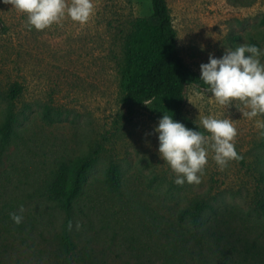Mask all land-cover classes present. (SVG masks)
<instances>
[{"label": "rangeland", "instance_id": "1", "mask_svg": "<svg viewBox=\"0 0 264 264\" xmlns=\"http://www.w3.org/2000/svg\"><path fill=\"white\" fill-rule=\"evenodd\" d=\"M93 2L88 23L66 17L41 31L0 2V123L10 107L18 119L16 139L0 155V264H163L157 226L173 224L197 202L214 208L205 213L207 227L221 223L232 243L243 235L264 245L262 227L245 228L264 197V129L256 127L264 115L249 120L240 102L220 106L208 90L189 86L186 116L205 135L201 118L230 119L240 158L220 170L209 150L201 183L176 185L158 151L159 119L146 108L130 112L122 101L124 39L139 18L157 23L152 0ZM167 3L180 56L200 75L210 54L220 58L252 36L264 39V0ZM14 86L22 91L10 100ZM47 106L64 114L61 122L44 121ZM83 155L97 162L80 202L66 214L48 198L46 181L59 163ZM113 163L121 172L120 194L104 183ZM13 213L23 216L19 225Z\"/></svg>", "mask_w": 264, "mask_h": 264}, {"label": "trees", "instance_id": "2", "mask_svg": "<svg viewBox=\"0 0 264 264\" xmlns=\"http://www.w3.org/2000/svg\"><path fill=\"white\" fill-rule=\"evenodd\" d=\"M152 9L157 23L139 18L124 39L120 66L123 104L130 112L146 108L159 120L165 114L173 116L186 127L204 133L185 114L186 91L189 86L205 90L208 87L200 80V74L180 56L178 35L167 0H152ZM263 41L252 36L248 44L258 46L264 53ZM21 91L19 86H14L9 99L14 100ZM63 116L61 111L50 106L45 107L43 113V119L49 125L61 122ZM17 122L10 107L5 120L0 123V155L6 154L13 145ZM96 162L97 157L83 155L57 165L45 185L47 196L56 208L66 214L72 213ZM104 183L109 192H122L118 165L113 163L108 168ZM207 210L214 211V208L197 202L196 206L184 209L173 224L157 226L156 238L165 245L163 264H264L262 243L257 239L248 240L243 235L232 243L229 236H234L229 228H224L221 223L207 227L210 224L205 221ZM256 227L264 230V197L257 204L256 217L246 220V230L253 231Z\"/></svg>", "mask_w": 264, "mask_h": 264}, {"label": "clouds", "instance_id": "3", "mask_svg": "<svg viewBox=\"0 0 264 264\" xmlns=\"http://www.w3.org/2000/svg\"><path fill=\"white\" fill-rule=\"evenodd\" d=\"M10 4L18 12L27 15L28 24L36 30H45L52 25H60L64 19L84 25L95 14L93 0H0ZM203 50V49H202ZM262 50L256 45L242 44L226 49L225 54L216 58L209 55V62L200 65V80L218 105L227 106L233 101L243 105V117L253 120L264 115V63ZM145 104V103H144ZM147 105V104H145ZM200 125L210 135L185 126L170 115H163L154 132L158 134L159 154L175 173L174 183L183 186L200 184L208 163L209 150L214 152V160L220 170L230 161L238 160L234 140L237 129L230 119L211 116L200 119ZM256 127L264 129V122L257 119ZM24 209H20L23 213ZM13 222L19 225L23 216L13 213ZM72 225L69 224V229ZM80 225H77L79 228Z\"/></svg>", "mask_w": 264, "mask_h": 264}]
</instances>
